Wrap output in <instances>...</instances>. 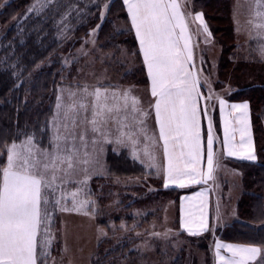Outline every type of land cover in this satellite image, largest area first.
Here are the masks:
<instances>
[{"label":"rangeland","instance_id":"1","mask_svg":"<svg viewBox=\"0 0 264 264\" xmlns=\"http://www.w3.org/2000/svg\"><path fill=\"white\" fill-rule=\"evenodd\" d=\"M219 1L228 4L233 36L229 60L236 65L234 69L220 64L225 38L215 33L216 15L209 12L206 0H177L185 31L182 33L177 27L175 37L185 58L191 52V59L187 60L191 66L187 65L186 69L195 82L197 112L204 114L197 164L201 174L208 170L207 142L209 134L212 136V124L216 137L219 133L221 99L247 104L250 113L259 118L262 138L257 143V157L250 162L264 164V152L260 150L264 147V101L253 105L238 94L250 87L249 84L264 85V55L261 54L264 0ZM197 14H201V19H196ZM35 15L44 21L52 20L56 35L63 39L58 57L64 72L56 85L52 111L46 122V139L38 140L30 132L15 143L32 136L41 146H47L57 113V97H62L67 105L71 102L69 93H77L79 99L85 86L89 91L94 87L120 93L128 90L139 101L137 108L148 113L143 117L144 124H137L140 113H132L129 101L127 113L120 115H127L125 123L129 127L122 131L135 133L131 139L121 136L115 122L109 124L106 136L89 133L85 138L86 146L80 147V152L88 163L80 164L72 180L62 187L68 194L64 201L68 208H72L71 193H77L76 199L87 204L80 211H60L49 206L50 219L41 224L37 249L38 253L47 255L40 256L38 264H96L107 253L114 254L108 264H173L178 257L183 258L184 264H213V241H229L221 238L220 232L242 217L238 204L244 195V169L249 164L227 159L215 143L212 178L207 179L214 193L211 224L200 236L187 234L180 225L179 198L205 182L202 176L197 179L199 183L185 177L181 181L183 187L176 185L178 181L169 182L165 187L168 161L152 106L155 98L151 95L147 66L124 0H32L23 11L0 26V62L10 55L2 52L9 44L5 39L7 31L12 27L18 29L24 20ZM71 43L74 46L67 45ZM141 127L144 132L139 131ZM171 144L169 150L179 157L180 144ZM187 152L184 148L185 155L179 160L182 168L189 159ZM118 160H122L123 166L118 165ZM56 195H60L59 189ZM44 241L48 244L42 248ZM121 242L125 244L123 252L118 250L120 247L116 248Z\"/></svg>","mask_w":264,"mask_h":264},{"label":"snow or ice","instance_id":"2","mask_svg":"<svg viewBox=\"0 0 264 264\" xmlns=\"http://www.w3.org/2000/svg\"><path fill=\"white\" fill-rule=\"evenodd\" d=\"M124 3L147 66L151 95L155 98L152 106L159 127V139L163 141L168 161L165 187L169 182L181 181L185 177L196 183L200 182L197 176L211 179L214 168L211 134L207 142V173L201 174L197 169L200 133L196 96L193 94L195 82L190 79L191 74L185 67L187 60L191 59V52L185 58L175 37L177 27L182 33L185 31L179 4L177 0H124ZM196 19H201V14H197ZM204 30L207 31V28ZM184 47L188 48L187 41ZM261 54L264 55V48ZM81 91L79 99L76 98L77 93L70 92L71 102L67 105L62 97H57V113L53 117V132L47 146H41L32 136L19 144L13 142L3 146L6 160L0 164V264H38L40 256L47 255L46 252L38 253L37 249L41 224L50 219L49 206L58 207L60 211H80L86 206L87 201H78L77 193H71L72 208H68L64 203L68 194L62 186L72 180L80 164L88 163L80 152V147L86 146L88 134L106 136L109 124L115 122L121 136L127 135L131 139L135 133L122 131L129 127L125 123L127 115H120L121 112L127 113L129 101L132 113H140L141 118L138 120L133 115L137 124L143 125V117L148 115L137 108L139 101L128 90L120 93L94 87L89 91L85 86ZM110 99L113 101L111 104ZM220 104L223 108L225 102L221 100ZM232 108L241 112L238 119L244 125L241 129L243 140L247 131V122L243 117L246 116L248 105H232ZM139 131L144 132L145 129L141 127ZM224 132L227 154L235 155L229 146L227 123ZM170 142L180 144L179 157L169 150ZM184 148L188 149L189 159L184 161L182 168L179 160L185 155ZM246 158L254 160L255 156L249 153ZM58 189L59 196L56 195ZM197 195L202 196L203 193ZM201 228H207L203 217ZM47 244L48 241H44L40 246L43 248ZM216 247L218 255L220 248H227L233 257H239L227 260L225 264H247L260 251L254 247L220 243Z\"/></svg>","mask_w":264,"mask_h":264},{"label":"trees","instance_id":"3","mask_svg":"<svg viewBox=\"0 0 264 264\" xmlns=\"http://www.w3.org/2000/svg\"><path fill=\"white\" fill-rule=\"evenodd\" d=\"M31 1L0 0V26L11 20L19 11H23ZM205 4L209 12L216 15L215 33H221V37L225 38L222 42L224 51L220 64L230 68L233 66L234 69L236 65L229 60V55L232 54L230 49L233 46V36L228 20V4L219 0H206ZM52 22L48 19L44 21L37 15L29 16L18 29L12 27L5 35L9 44L2 49V52L3 54L8 52L10 55L0 62V164L6 160V155L3 154L4 145L30 132H34L38 140L46 139V122L52 111L56 85L64 72L58 57L64 41L56 35ZM94 23L93 20L90 24ZM67 45L74 46L72 43ZM248 86L250 87L238 94L248 98L253 105L261 104L264 101V85L249 84ZM250 115L258 152L257 143L262 138L259 118L252 113ZM260 150L264 152V147ZM236 162L249 164L244 169V195L238 204V211L242 217L227 224L220 232L221 238L237 243L264 246V223H262L264 222V164L244 160H236ZM118 165L123 166L122 160H118ZM123 245L125 244L121 242L116 248L120 247L118 250L123 252L122 249L125 247ZM113 255L105 254V257L100 262L97 260L96 264H108ZM173 264H184V260L178 257Z\"/></svg>","mask_w":264,"mask_h":264},{"label":"crops","instance_id":"4","mask_svg":"<svg viewBox=\"0 0 264 264\" xmlns=\"http://www.w3.org/2000/svg\"><path fill=\"white\" fill-rule=\"evenodd\" d=\"M187 65L191 66L190 62H186L185 67ZM201 75V74H200ZM199 75V76H200ZM202 77V75L200 76ZM222 100V99H221ZM218 102L219 105V115H220V126H219V133L216 137L215 135V126L212 124V138L213 141V151L215 150V146L219 144L220 152L226 157L227 159L231 160H244V161H254L257 157L256 149H255V141L253 137L252 131V124H251V115L249 109H247L246 116L243 117L247 122V131L244 133L243 140L241 129L244 127L238 118L241 117L240 110H234L232 105H240L244 104L238 101H229L224 99L225 102L223 108ZM198 113V123H199V130L201 128V124L204 118V114L200 111ZM205 122V121H204ZM227 123L229 128V146L232 147L235 155H228V149L225 147L224 140H225V124ZM216 143V145H215ZM170 145L171 142H170ZM169 149H171L169 147ZM181 149L179 150V154ZM251 153L255 156L254 160L247 159V154ZM200 176H197L198 179ZM203 180V178H202ZM182 181V180H181ZM181 181H178L176 185L181 184ZM205 183L201 185H197L192 189L187 190L184 192L179 198V220L180 225L182 226L183 230L191 235V236H200L206 233L208 230V226H210L211 222V215H212V197L214 195L212 185L208 184V180H203ZM187 187V186H185ZM198 193H203V195H197ZM206 219L207 228H201V218ZM217 243L222 245H233V246H241V247H254L258 248L260 251L255 255L254 258H251L247 261V264H264V246L260 245H249L244 243H237V242H230L224 240H214L213 241V264H225V261L231 259H239V257H233L231 251L227 248H220L219 255L217 254ZM223 257V259H221Z\"/></svg>","mask_w":264,"mask_h":264}]
</instances>
